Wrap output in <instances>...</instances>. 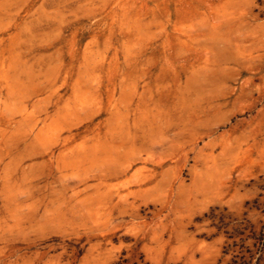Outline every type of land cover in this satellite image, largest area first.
Segmentation results:
<instances>
[{
    "label": "rangeland",
    "instance_id": "rangeland-1",
    "mask_svg": "<svg viewBox=\"0 0 264 264\" xmlns=\"http://www.w3.org/2000/svg\"><path fill=\"white\" fill-rule=\"evenodd\" d=\"M0 264H264V0H0Z\"/></svg>",
    "mask_w": 264,
    "mask_h": 264
},
{
    "label": "bare ground",
    "instance_id": "bare-ground-1",
    "mask_svg": "<svg viewBox=\"0 0 264 264\" xmlns=\"http://www.w3.org/2000/svg\"><path fill=\"white\" fill-rule=\"evenodd\" d=\"M115 127V126H114Z\"/></svg>",
    "mask_w": 264,
    "mask_h": 264
}]
</instances>
